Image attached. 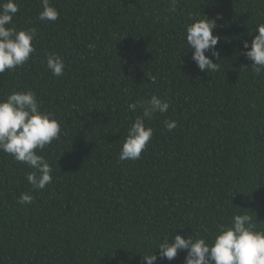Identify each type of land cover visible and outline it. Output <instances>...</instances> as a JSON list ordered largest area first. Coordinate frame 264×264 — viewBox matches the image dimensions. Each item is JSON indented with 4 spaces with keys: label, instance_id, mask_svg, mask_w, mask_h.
I'll use <instances>...</instances> for the list:
<instances>
[{
    "label": "trees",
    "instance_id": "obj_1",
    "mask_svg": "<svg viewBox=\"0 0 264 264\" xmlns=\"http://www.w3.org/2000/svg\"><path fill=\"white\" fill-rule=\"evenodd\" d=\"M16 2L12 24L36 30L35 51L0 74V97L33 91L61 134L37 150L53 168L42 190L0 152V264H142L162 237L207 240L233 214L264 231V71L242 44L264 24V0H177L174 10L170 0H50L56 21L38 19L41 0ZM201 15L216 19L219 37V58L205 53L219 70L208 74L186 43ZM52 54L61 76L46 67ZM153 94L170 107L145 121L153 136L140 158L120 161L142 115L128 105ZM26 192L33 202L18 203ZM153 254L183 264L186 250L171 261Z\"/></svg>",
    "mask_w": 264,
    "mask_h": 264
},
{
    "label": "clouds",
    "instance_id": "obj_2",
    "mask_svg": "<svg viewBox=\"0 0 264 264\" xmlns=\"http://www.w3.org/2000/svg\"><path fill=\"white\" fill-rule=\"evenodd\" d=\"M175 9L177 0H170ZM19 11L16 0H0V74L25 64L35 51L32 41L36 36L34 28L18 30L13 24V16ZM57 9L50 0H41V21H56ZM192 17L187 24V49H192L191 59L201 71L216 72L219 62L206 55L219 58L216 45L219 37L213 34L217 27L216 19L201 15ZM222 18L217 14V19ZM251 44L243 41V54L252 61L254 72L264 71V24L257 25ZM46 67L53 76H61L65 65L59 55L46 57ZM249 67H244L247 69ZM152 83L155 77H150ZM170 104L167 100L153 94L149 99L128 105L130 111L140 109L138 115L127 129L126 138L121 144L118 159L137 160L146 149L153 136V129L147 127L146 120H151L157 113L167 112ZM164 127L172 131L177 127L175 120L165 119ZM61 125L51 113L40 109V102L31 90L12 91L6 97H0V152L9 154L14 161L26 164L32 171L26 173V180L32 190H42L52 182L53 168L43 155L45 146L60 138ZM62 154V153H61ZM33 196L22 193L18 198L20 204H31ZM205 231H207L205 229ZM153 249H158L159 257L173 260L178 250H186L183 264H264V231L257 230V225L247 213L233 214L228 224H219L215 234L206 240L203 236L179 234L162 237ZM153 249L142 254V264H155L157 255Z\"/></svg>",
    "mask_w": 264,
    "mask_h": 264
}]
</instances>
